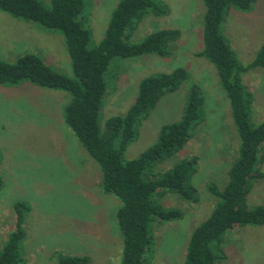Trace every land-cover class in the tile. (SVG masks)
Here are the masks:
<instances>
[{"label":"rangeland","instance_id":"rangeland-1","mask_svg":"<svg viewBox=\"0 0 264 264\" xmlns=\"http://www.w3.org/2000/svg\"><path fill=\"white\" fill-rule=\"evenodd\" d=\"M48 1L40 0L43 4ZM119 1H92L89 28L94 44L103 37ZM162 1L167 5V15L146 16L131 42L158 30L177 29L180 36L173 44V55L115 59L110 69L118 67L119 76L117 80L106 77L109 86L99 125L102 129L105 119L126 112L135 101L141 79L183 68L187 79L158 102L142 122L137 139L128 145L124 158L135 159L156 142L161 126L180 119L189 87H199L204 98L203 121L180 153L157 166L164 171L179 158L196 156L192 182L199 201L191 205L173 194L162 200L163 206L179 209L183 216L152 225L153 249L147 255L148 264H184L191 232L210 216L217 202L206 185L222 188L226 184L228 169L237 158L239 139L214 67L195 55L203 46L202 1ZM222 28L239 61L249 64L264 45V0H257L246 12L231 8ZM24 54H35L53 70L72 77L59 33L0 11V60L14 62ZM244 80L254 93L251 120L258 124L264 119V69H251ZM67 100L69 95L64 92L28 82L0 85V249L14 230L12 205L22 201L30 207L20 248L25 264H56L58 254L88 257L89 264H120L123 243L115 217L120 202L101 190L98 165L64 123ZM260 167L264 170V156ZM246 201L248 208L264 205V180L253 185ZM221 249L226 258L217 264H264V226L247 225L226 233Z\"/></svg>","mask_w":264,"mask_h":264},{"label":"trees","instance_id":"trees-1","mask_svg":"<svg viewBox=\"0 0 264 264\" xmlns=\"http://www.w3.org/2000/svg\"><path fill=\"white\" fill-rule=\"evenodd\" d=\"M93 0H0V11L44 30L59 33L69 58L72 77L45 64L35 54H24L14 62L0 60V85L16 86L28 82L39 88L69 95L63 110L64 123L81 147L98 165L100 187L120 202L116 222L122 236L120 264H148L153 249L152 225L182 218L176 208H166L162 200L176 195L182 201L198 203L192 182L198 158L191 156L174 162L162 171L157 166L180 153L190 142L196 125L203 121L204 98L195 84L190 86L182 115L176 122L161 126L156 142L137 158L126 160L125 151L135 141L139 129L166 95L175 92L187 79L183 68L155 73L141 79L135 101L123 115L99 118L108 89L107 75L119 76L115 59L146 55L169 58L179 39L177 29H164L146 35L139 42L132 36L146 16L164 17L168 13L162 0H120L112 11L104 35L94 44L89 28ZM204 6L202 49L195 55L205 58L215 69L219 84L230 105L239 146L237 158L228 169V180L219 188L211 183L206 190L217 202L210 216L190 235L184 264H217L226 258L221 249L226 233L247 225L264 226V205L248 208L246 198L257 182L264 180L260 163L264 156V119L254 124L251 109L255 98L244 77L253 68L264 69V45L254 59L242 64L223 33V23L231 8L246 12L257 0H201ZM3 180L0 177V190ZM15 225L0 249V264H25L20 248L25 239L24 223L30 212L26 202L12 205ZM56 264H89L90 258L56 255Z\"/></svg>","mask_w":264,"mask_h":264}]
</instances>
